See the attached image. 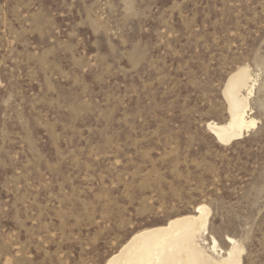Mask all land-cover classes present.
<instances>
[{
	"label": "rangeland",
	"instance_id": "obj_1",
	"mask_svg": "<svg viewBox=\"0 0 264 264\" xmlns=\"http://www.w3.org/2000/svg\"><path fill=\"white\" fill-rule=\"evenodd\" d=\"M241 67L258 125L222 145ZM202 204L264 264V0H0V264H106Z\"/></svg>",
	"mask_w": 264,
	"mask_h": 264
},
{
	"label": "bare ground",
	"instance_id": "obj_2",
	"mask_svg": "<svg viewBox=\"0 0 264 264\" xmlns=\"http://www.w3.org/2000/svg\"><path fill=\"white\" fill-rule=\"evenodd\" d=\"M257 87L258 75L249 67H241L229 76L223 93L228 120L224 124H209V130L220 144L240 140L257 127L251 102ZM211 214V208L202 204L193 214L143 229L123 244L106 264H243L246 249L239 239L226 236L227 248H224L210 235Z\"/></svg>",
	"mask_w": 264,
	"mask_h": 264
}]
</instances>
